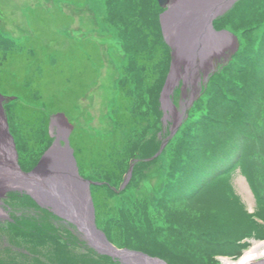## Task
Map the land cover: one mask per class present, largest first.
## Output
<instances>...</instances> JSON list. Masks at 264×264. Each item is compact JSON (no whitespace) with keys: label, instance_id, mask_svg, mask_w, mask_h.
Here are the masks:
<instances>
[{"label":"rangeland","instance_id":"obj_1","mask_svg":"<svg viewBox=\"0 0 264 264\" xmlns=\"http://www.w3.org/2000/svg\"><path fill=\"white\" fill-rule=\"evenodd\" d=\"M103 2L104 0H0V28L4 30L7 29L16 35H22L24 44H34L35 42L42 40L48 48L45 53L50 52L51 54V58L45 60L47 67L52 66L51 64H53V62H56V65L61 63L60 52L63 51L53 49V47H59V42L53 40L54 31L57 30L56 27L58 23V25L61 26L63 24L67 25L68 32H70V35L74 38L75 36L86 39L89 37L94 38V40L98 42L99 36L102 37L99 33L102 32L104 34L103 38L105 39H100L105 40L107 44H110L111 54L107 52V54H105L104 48L99 47L102 57L99 61L100 68L96 76L97 78L90 83L88 90L84 93L86 88H83L84 90H82L75 87L76 92L73 96L76 105L70 109L68 115L75 127L80 126V131H85L87 133L90 141L95 140L94 144L97 148L92 146V149L91 147H80V149H78V152L80 153L81 150L85 148L83 151H85L87 156L86 158H78L83 159L79 170L91 181L92 192L96 190L94 184H100L103 187L100 189L101 193H103L101 197L102 201L97 203L93 196L94 202L97 204L96 209H99L98 205L101 204L100 209L98 211L96 210L95 214L97 224L102 228L106 236L119 246L122 245L121 239L131 238L133 241L138 240V242L139 240H144L145 237L143 236L146 234L148 227L151 226L152 229L155 227L154 222L156 219H159L160 223L166 219L164 215H158L152 212L151 204V197L157 193V191H160L162 185L168 184L166 190L167 197L170 200L175 199V197H184L186 192L189 191L188 186L191 181L190 176L194 172L196 166L197 148L193 146L191 151H183L181 153L180 162L174 163L173 168L182 172V175L174 181L169 177L170 180L168 179V181L164 182V173L167 170L172 171V169H164L162 165L165 163L166 166V160L168 161L173 156L175 143H173L171 147H169L170 145L167 146L168 152L166 151L165 156L162 154L161 157H157L155 160H146V158L150 157V155L159 148L158 146L156 149H153L154 144L151 137L152 133L155 134V139L160 144L158 133L162 129V123L160 120L161 112H156V121L158 122V125L156 126L150 115V112L152 111L148 109V103L156 90L159 89V79L162 77V71H164L169 65V60H167V63L165 62L166 56L164 45L158 46L156 59L150 60L151 64L158 65V61L160 62L159 67L162 69L161 72H157L156 68V74H148L147 66L149 63L147 62L148 65L145 63L149 56L150 48L154 44L163 42L156 16L159 9L152 0H106L108 31L107 29L103 30L100 26L102 21H97L98 16L101 17L100 14H103L105 11ZM50 9H56L58 11V20L54 18L55 15L53 12L49 11ZM65 15L69 17L62 21L61 18L63 19V17H66ZM121 15H123L125 23L121 22L119 23V26L123 25L126 30V41L131 43L134 41L133 39L138 40V45H136L135 49L130 46V48L127 49V52L123 41H121L120 38H117L114 35V30H112V28L117 27L118 25H111L112 18ZM79 16L80 18L77 20ZM9 18L13 19L14 25H11L8 22L10 21ZM90 18L93 19V23H91ZM93 25L97 26V32L91 31ZM116 31L117 30H115V32ZM19 38H21V36L14 37V40ZM0 40L4 42L3 37H0ZM67 40L68 39H65V45L67 44ZM114 40L119 42V49L111 46L115 44ZM5 42V46H8L10 39L7 38ZM122 47L124 48L125 53L121 54L119 51ZM69 49H75V47ZM6 50L9 52V49ZM140 50H144V53H146L144 56L145 58L141 63H136ZM31 54V49L28 54L26 51L22 54L24 61L19 63V65L25 68L24 73L28 71L31 64L34 63L31 59H27ZM36 54L38 55L39 53L37 52ZM73 55L76 60V65H78L81 56L78 54V51L76 53L74 52ZM21 60H23V58H21ZM88 60L90 61V58L86 57V61ZM86 61L83 62L82 59L80 62L81 64L79 63L81 69H84L85 65H88ZM107 61H109V65L111 62L113 65V74L111 69L110 78H105L104 76ZM218 62L219 60L216 59L213 68L219 66L220 63ZM39 64L38 60H36L32 69L28 72L30 78L34 75L39 76L40 69L45 68L44 65H41V68H39ZM116 72L117 77L114 79L112 89H108L101 99L98 97V93L105 89V86L102 83L105 80L112 83ZM69 74L74 76V72L72 71H69ZM69 74L66 73L65 78L72 81L73 78ZM158 74L161 76L159 75L158 77ZM84 80V77H80L78 81L83 82ZM26 81H31L28 76H26ZM156 81L157 83L155 84ZM136 83H139L140 86L138 87ZM61 91L62 93L67 92H65L64 87L61 88ZM57 94H60V90ZM124 95H126V98ZM120 97H122L124 101L122 106L119 102ZM36 98H38V96H36ZM188 98L189 96L187 95L186 99ZM99 99L102 100L101 103H99ZM185 100L183 103L186 102ZM205 102L206 100H200V107H202V109L196 105L194 110L191 111L189 120L187 119L188 121L178 133L179 135L184 132V128L190 120H194L201 114V112L205 111ZM68 104H70V102ZM8 105L9 104L7 103L5 107ZM120 109L124 111L127 110L129 114L128 119L134 117V121H138L139 126L137 128L132 127L120 131V134H122L124 139H129L126 140L125 147L119 145L120 147L116 149V156L118 157L116 160V169H107L106 164L104 163L106 162L105 159L102 160L101 158H98L97 160H92V157L94 154L102 152L103 154H106L107 157L114 158L113 156L115 155L106 144L105 140L107 139L108 134L116 133L119 128L117 120L119 121ZM100 117L102 119L101 122H99ZM21 126H23L22 134L15 132L14 138H16L17 141V149L22 154V158L20 157L21 161L24 165L29 167L34 163L39 151L42 152L44 150L43 147L45 142L42 139V134L46 128L43 125L42 120L38 121L37 124H33L30 117H24ZM37 127L40 128L38 134L36 132ZM14 129L18 131V127L14 126ZM123 132L127 134V137H124ZM167 134H169L168 131ZM28 135H30L32 142L27 138ZM146 141H148L149 144L148 149L146 148ZM138 150L141 152V155H138L139 161L132 167V175L128 179V182L124 184L123 179L132 158L129 152L133 153ZM88 158L91 161L88 160ZM237 175L238 172L236 171L232 174V186L235 187L236 194L242 199L244 205L247 206V199L240 194L241 192L235 184V178ZM160 180L162 183L159 187L158 184ZM196 196L192 201L185 202V205H178L180 209L185 208L184 210L187 209L188 212H190L192 215V217H188L190 220L196 218L197 224L191 226L204 224V221L201 220L202 217H212V221H215L218 217L224 218L225 220H227V218L232 220L239 214L237 207L231 202L223 199L222 196L211 198L210 200H208L203 193ZM10 201L12 203L14 202L18 208L24 206L20 205L21 201L14 195L10 196ZM178 203H180V201L173 203V206ZM222 209L227 210V212L219 215L222 212ZM176 210L179 209H174V211ZM200 212H209V214L193 217ZM177 217V214L173 216V218L176 219L172 221L173 223L177 222L179 219ZM189 231V227L182 233H180V229L176 230V234H179L180 239H183L182 248L179 254L189 248H204L196 246L199 244L198 242H201L202 236L192 234L193 238H195L192 239V241L188 235ZM262 235L264 236L263 233ZM160 236H162L161 239L165 238L163 233L158 235V237ZM189 241L192 242L193 245L188 246L186 243ZM147 242H150V240L148 239ZM9 243L15 246L13 252H15L14 254H16L17 257L22 255L20 254L21 248L25 250L27 249L33 254H36L37 257L32 260L38 264H87V261L89 264H111L109 261H93L88 258L87 261L84 262L83 255H85V253H91L87 248L77 247L79 244H76L75 242L71 244L73 247H66L63 241H60L55 237H45L42 235L32 236L27 233H22L16 231L10 223H6L4 228L0 230V255L4 264L12 263L11 258H9V252L6 250ZM220 251L223 255H227L231 253V248H220ZM42 256L47 257V263L41 261ZM204 257L199 259L198 255H196L195 258L201 263ZM216 264H220V261L217 260Z\"/></svg>","mask_w":264,"mask_h":264},{"label":"trees","instance_id":"obj_2","mask_svg":"<svg viewBox=\"0 0 264 264\" xmlns=\"http://www.w3.org/2000/svg\"><path fill=\"white\" fill-rule=\"evenodd\" d=\"M71 1H78V0H71ZM50 12H53L55 15L54 18L58 20V11L56 9H50ZM226 15H230L226 17ZM66 16V15H65ZM69 16L61 18V20L67 19ZM225 17V18H224ZM222 18H219L216 20V23L219 27H229L233 32L239 33V36L242 37L243 41L245 43H250V37L249 34L253 31L254 28L260 27V25H264V0H240L239 3L236 4L235 7H232L227 14ZM93 18V17H92ZM60 20V18H59ZM99 22L102 21V24L100 26L104 27L108 30V20H105L103 18H99ZM125 23V20L123 18V15L112 18L111 25H118L117 27L112 28L114 30V35L117 38H120L121 41H123L126 52L127 49L133 47L135 49L136 45H138V40L133 39V42L126 41V30L124 29L123 25L119 26V23ZM59 24V23H58ZM57 24V30L54 31V39L59 42V47L57 49L63 51L60 52L61 55V63L59 64H53L52 66L47 67L45 64V60H48V56H44L43 50L45 51V48H47L46 44L41 40L39 42H35L34 45H36V59L39 63H42L45 68H43L42 74H39V76H30L28 75L29 71L32 69L33 64H31V67L28 71H25V68L19 65V63L24 61L23 53L22 52H16L13 53L10 57H7V59H3L0 56V92H4L5 94H11L15 97L12 100H9L8 106L6 107L7 113H9V120H10V127L12 121L14 124L13 127V134L15 132L22 134L23 126L22 123L24 121V117H30L31 121H33V124H37L38 121H43V125L45 126L46 130L42 134V139L45 142L44 147L47 144L50 137H48V131H47V122H48V116L46 114H43V109H46L47 113H53L56 110H61L65 112L66 114L70 111L71 108H73L76 105L75 98L73 94L76 92L77 89L86 88L84 93L88 90L89 85L91 82H93L97 77L98 70L100 68V59L101 53L99 50V47L105 48V52L110 53V49L108 48V44L105 42V40H99V42H96L95 40H92L91 38L83 39L79 36L72 37L70 35V32H68V26L67 25H58ZM102 28V29H104ZM115 30H117L115 32ZM109 31V30H108ZM264 33V31H263ZM103 38V37H102ZM65 39H68L66 41L65 45ZM105 39V38H103ZM116 41V40H115ZM118 43V49H119V42ZM159 45H164L165 47V56H166V63L167 60H169L168 55L169 51L167 46L163 43H157L154 44L150 48L149 56L146 59V64L148 68V74L155 73L156 74V68L157 72H161L162 69H160L158 61L157 64H151V59H156L157 55V48ZM112 46V45H111ZM71 47H75V49H69ZM107 48V50H106ZM78 51V54H80V60L78 62V65H76V60L74 57V52L76 53ZM119 53H125L124 48L122 47L119 51ZM111 54V53H110ZM146 53H144V50L139 51L138 59L136 60V63H141L144 60V56ZM253 56H256L255 53H252ZM242 53H238V55H235V58L233 61H231L227 67L225 68L224 72L219 73V70H216V72L211 75L210 80L208 82V87L204 91L203 96L199 97L196 101H194V104L192 105L190 109L191 111L194 110L195 106L200 107V100H206L204 104L205 111L201 112V114L196 117L194 120H190L186 127L184 128V132L182 134H176L172 137V139L168 142L169 147L172 146L173 143H175V150L173 151V156L167 161L166 160V169H172L167 170L164 173V182L170 180L169 177L173 179V181L177 178H179L182 175V172L176 168H173L174 163L180 162L181 153L185 150L191 151L192 147L194 146L197 148V158H196V166L195 169L198 167V163L202 158L205 157L207 154L208 148H211V150L208 151L210 153V156H213L216 154V151L219 152V150L222 148L223 142L226 143V140H229L230 138H233L237 133L242 132L243 129L242 125L245 124L247 121L248 123L253 126L255 124L254 121H258V118L262 117L261 115H264V94L262 95H256L254 96L251 93V85H242L240 86V81L244 79V76L241 74L238 76L240 72H244L247 70L249 66V60L253 56L246 57L245 59L248 61L244 66L242 63L237 62L239 58H241ZM86 57L90 58V61H86ZM23 58V60H21ZM29 59V57L27 58ZM83 59V62L86 61L88 64V69H86L84 72L81 73V66L80 62ZM18 60V61H17ZM148 62V63H147ZM80 63V64H79ZM76 65V66H75ZM57 66V67H56ZM168 66L165 68L164 71H162V77H160L159 81V88L160 85L163 83L164 78L166 76ZM74 72V76H71L69 74V71ZM66 73H68L73 80L69 81L65 78ZM160 74H158L159 77ZM26 76L31 81H26ZM161 76V75H160ZM80 77H84L85 80L78 81ZM157 81L155 82V84ZM136 85L139 87L140 84L136 83ZM64 87V90L66 93H62L61 88ZM245 87V100L241 102V107L243 110L241 111V116H238L236 113L237 109V103L229 97V93L234 92L235 90H238L240 88ZM60 90V94L57 93ZM159 91V89L156 90L155 94L149 99L148 103V109H150L152 112H150V115L154 121V124L157 126L158 122L156 121V112H161L160 109H158V97L155 96L156 93ZM56 95V96H55ZM232 95H235L232 93ZM38 96V98H36ZM155 96V97H154ZM126 98V95H124ZM123 97V98H124ZM119 102H121V106L123 105L124 101L122 97L119 98ZM259 100H262L260 102ZM70 102V104H68ZM225 102H230V104L224 105ZM239 105V106H240ZM202 109V107H200ZM119 128L117 130L116 135L114 134H108L107 135V144L111 147L113 153L115 156L107 157L106 154H103L102 152L99 154H94L92 158L94 160H97L98 158H101L102 160L105 159L107 169H116V149L120 147L119 145H122V147H125L126 144L123 145V143H126V140L129 138H123L122 134H120V131L130 129L132 127L137 128L138 121H134V117L131 119H128V111L127 110H119ZM190 117V114H189ZM189 117L187 118L189 120ZM186 120L185 123L188 121ZM128 122V123H127ZM184 123V124H185ZM74 124V123H73ZM183 124V126H184ZM14 126L18 127V131L14 129ZM75 127V125H74ZM80 126L75 127L74 130L70 132V143L72 147H74V153L76 159L81 157H87L85 151L81 150V152H78V149L80 147H93L97 148L94 144L95 140H89L88 135L85 131H80ZM183 128V127H182ZM181 128V129H182ZM180 129V130H181ZM80 132V133H79ZM192 132V135H189V133ZM79 133V134H78ZM129 133V132H128ZM124 134V137H126L127 134ZM152 142L154 144V148L156 149L160 144L155 139V134L152 133ZM30 142H32V139L30 138V135L27 137ZM47 141V142H46ZM109 141V142H108ZM146 148H149L148 141H146ZM93 146V147H92ZM43 147V148H44ZM88 149V148H87ZM167 149V148H166ZM166 149L163 151V154L166 155ZM77 150V151H76ZM95 151V150H94ZM168 152V149H167ZM40 151L38 153V156L35 158V161L38 159L40 155ZM78 154V156H77ZM131 156H138L141 155L140 150L137 152H129ZM209 156V155H208ZM88 160H90L88 158ZM150 160H155L150 159ZM34 161V162H35ZM83 159H78V164L81 167V162ZM91 161V160H90ZM205 161V160H204ZM206 163V162H205ZM23 164V162H22ZM34 164V163H33ZM32 165V164H31ZM204 165V164H203ZM207 165V163H206ZM207 167V166H206ZM171 173V174H170ZM172 175V176H171ZM195 173L193 172L191 174V183H192V176H194ZM168 184H164L161 191L158 195L152 196V212L158 214V215H164L166 219L162 221V224L166 226V230L163 227L156 226L153 230L152 227H148L146 234L143 236L145 237L144 240H138L133 241L131 238L127 239H121L122 240V246L125 245L129 248L133 247L136 249L144 250L152 255H158L159 257H162L163 259L167 260L171 264H179V263H186V264H216V260L211 257L213 252H216L214 244L218 243L221 245H229V242L226 241H220V240H211V241H204V243L198 242L196 246L204 247L203 249H195V248H189L185 251L180 252L183 239H180L179 234H176V230L180 229L182 233L186 228L189 227V233L190 239L193 238V232H203V234H210L214 236L213 233V226L211 223V220H213L212 217L206 218L202 217L201 220L204 221V226L198 228V225L191 226L194 224H197L196 218L190 220L188 217H192L190 212L188 210L180 209V205H185V202L192 201L195 199L196 193H193L192 191L186 192L184 197H175V199L170 200L167 197V190L166 186ZM178 185V183H177ZM103 187L100 186L99 188H96V190L93 193V196L95 198V201L98 203L102 201L101 197L103 193H101V190ZM213 192L205 193V196L208 200H210L213 197ZM196 196V197H195ZM180 199V200H179ZM94 200V199H93ZM173 206V203L179 202ZM171 202V203H169ZM168 203V205H167ZM183 203V204H182ZM95 204V203H94ZM179 205V206H178ZM34 204H29L27 209L20 210L18 213H15L12 215L13 221H8L15 229L16 231H20L22 233L27 234H33L37 233L38 231L44 234H55L57 225H55V218L51 214H46L42 210H40L38 207L34 208ZM99 209L101 207V204L98 205ZM173 206V207H172ZM175 207V208H174ZM179 209L174 211V209ZM97 209V211L99 210ZM227 212V210H223L219 215H222V213ZM178 215L176 223H173V220H176L173 218L174 215ZM208 213L200 212L199 214H195L193 217H198L199 215H207ZM172 222V223H171ZM1 230V229H0ZM149 231V232H148ZM165 236L164 239H161L162 236L158 237L160 233H164ZM4 233V232H3ZM150 240V242H147V240ZM72 240L75 243L83 244L82 240H80L76 236H72ZM193 241V240H192ZM72 242V243H73ZM188 246L193 245L192 242L186 243ZM13 246V245H12ZM91 253L83 255L84 262L88 259H91L93 261H109L111 264H115L112 262L110 257L102 256L98 254L97 252L93 251L91 248H87ZM6 250L9 252V258H11L12 263L10 264H38L34 262L35 256L31 252H29L27 249L21 248L20 250V257H17L16 254H14L11 250V243L8 244L6 247ZM82 254V253H81ZM196 255H198L199 259L204 257L203 261L200 263L195 258ZM102 257V258H101ZM43 263H47V258H43L41 260ZM0 264H4V261L0 255ZM40 264V263H39ZM87 264L88 261H87Z\"/></svg>","mask_w":264,"mask_h":264},{"label":"water","instance_id":"obj_3","mask_svg":"<svg viewBox=\"0 0 264 264\" xmlns=\"http://www.w3.org/2000/svg\"><path fill=\"white\" fill-rule=\"evenodd\" d=\"M158 2L163 6L168 4L167 10L160 14V21L164 38L172 50L171 65L160 95L161 106L165 110L174 106L168 97L174 84L181 79L182 85H193L198 80V61L205 58V68H208L213 56L227 50V47L234 49L236 37L228 30H217L212 25L214 17L222 14L231 0ZM1 98L0 94V200L13 187L23 189L39 204L50 206L58 217L73 224L81 238L95 251L124 264H168L145 252L117 248L96 226L89 182L77 170L66 128L62 133L58 132L32 170L22 171L17 161L14 139L7 127ZM57 113L53 124L70 128L64 114ZM131 166L132 164L128 167L125 180L130 176Z\"/></svg>","mask_w":264,"mask_h":264},{"label":"bare ground","instance_id":"obj_4","mask_svg":"<svg viewBox=\"0 0 264 264\" xmlns=\"http://www.w3.org/2000/svg\"><path fill=\"white\" fill-rule=\"evenodd\" d=\"M91 19V18H90ZM7 20V19H6ZM10 21H8L11 25H14V22H13V19L12 18H9ZM6 21V22H7ZM91 23H93V19H91ZM92 30L93 32H97L98 28L97 26L93 25L92 27ZM206 59L204 58L203 60H199L198 63L200 64L199 66V69L200 70H203L205 68V65H206ZM109 61H107L106 63V70L104 71V76L105 78H110V71L112 69V74H113V65H112V62L111 64L109 65L108 63ZM116 68V67H115ZM117 72L115 73V77L113 78V82L111 83L110 81L108 82L107 80H105L102 84L105 86L103 90H101L99 93H98V97H100L102 99V97L104 96L105 92L108 90V89H112V85H114V79L117 77ZM101 99L99 103H101ZM101 117L99 118V122H101ZM189 135H192V132L189 133ZM161 183L162 181L160 180L159 182V187L161 186ZM236 186L239 188L240 192L243 194L244 197L248 198L249 200H251V197L249 196V193L247 191V186L245 185V182L244 180L239 176L236 178ZM2 210L0 209V212ZM264 242H258V243H255L254 246L250 247L249 250H247L238 260L236 261H232L230 259H224V264H253L255 263V260L259 257V256H264Z\"/></svg>","mask_w":264,"mask_h":264},{"label":"clouds","instance_id":"obj_5","mask_svg":"<svg viewBox=\"0 0 264 264\" xmlns=\"http://www.w3.org/2000/svg\"><path fill=\"white\" fill-rule=\"evenodd\" d=\"M71 146V145H70Z\"/></svg>","mask_w":264,"mask_h":264}]
</instances>
